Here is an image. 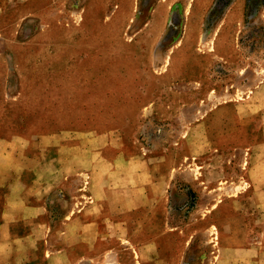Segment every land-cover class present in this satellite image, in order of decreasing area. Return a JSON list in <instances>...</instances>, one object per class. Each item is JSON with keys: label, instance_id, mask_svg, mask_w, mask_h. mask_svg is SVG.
<instances>
[{"label": "rangeland", "instance_id": "1", "mask_svg": "<svg viewBox=\"0 0 264 264\" xmlns=\"http://www.w3.org/2000/svg\"><path fill=\"white\" fill-rule=\"evenodd\" d=\"M262 116L264 0L0 1V140L21 147L26 167H39L40 150L56 147L51 142L79 155L85 145L100 147L106 163L120 144L134 167L141 158L172 181L174 224L214 208L188 236L210 223L221 234L241 227L257 235V189L247 170L264 156ZM21 161L12 155L7 163ZM81 178L85 197L76 210L93 204L90 179ZM199 236L187 264L200 263ZM147 240L143 234L137 243ZM131 254L125 259L138 262ZM167 254L153 252L151 264ZM118 259L109 254L107 264Z\"/></svg>", "mask_w": 264, "mask_h": 264}, {"label": "crops", "instance_id": "2", "mask_svg": "<svg viewBox=\"0 0 264 264\" xmlns=\"http://www.w3.org/2000/svg\"><path fill=\"white\" fill-rule=\"evenodd\" d=\"M261 118L264 125V116ZM64 144L51 142L50 146L56 147L40 150L39 167H26L21 147L15 151L0 140V264H107L109 254L119 257L122 264H151L149 257L156 251L168 253L161 264H187L186 256L198 245L199 235L204 248L199 264H264V156L260 162L250 163L247 170L257 189L258 234L241 227L221 234L216 224L210 223L203 234L195 231L188 236L191 226L209 220L214 208L188 212L183 221L174 224L169 207L172 181L157 176L159 167H147L141 158L135 160L138 167H134L133 155L120 144L113 147V161L107 163L100 147L85 145L79 155L63 150ZM262 150L264 154V144L259 152ZM12 155L22 161L9 167L7 160ZM250 155L253 158L254 154ZM59 158L63 162L58 163ZM75 163L80 165L75 167ZM81 176L90 179L88 195L93 204L76 210L75 205L85 197ZM214 200L209 197V202ZM106 201L116 202L105 208L112 216L103 214ZM76 220L81 224L76 238L71 239ZM59 224L64 226L61 232ZM143 234L149 240L138 244L137 238ZM173 237L178 238L176 246L171 245ZM124 239L130 248L121 243ZM58 240L70 246L60 249ZM159 241L162 247L157 245ZM131 251L136 252L138 262L125 259V253L133 257ZM213 255H218L215 262Z\"/></svg>", "mask_w": 264, "mask_h": 264}]
</instances>
